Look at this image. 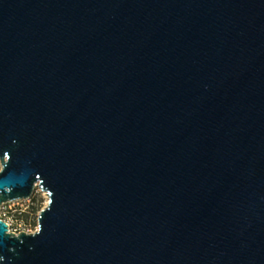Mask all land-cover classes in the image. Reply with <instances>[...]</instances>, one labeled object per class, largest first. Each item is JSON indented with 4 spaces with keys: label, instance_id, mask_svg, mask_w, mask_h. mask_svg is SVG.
<instances>
[{
    "label": "water",
    "instance_id": "obj_1",
    "mask_svg": "<svg viewBox=\"0 0 264 264\" xmlns=\"http://www.w3.org/2000/svg\"><path fill=\"white\" fill-rule=\"evenodd\" d=\"M0 264H264V0H0Z\"/></svg>",
    "mask_w": 264,
    "mask_h": 264
},
{
    "label": "built area",
    "instance_id": "obj_2",
    "mask_svg": "<svg viewBox=\"0 0 264 264\" xmlns=\"http://www.w3.org/2000/svg\"><path fill=\"white\" fill-rule=\"evenodd\" d=\"M2 163L0 159V171ZM36 190H40L37 188ZM46 193V192H45ZM47 194V193H46ZM34 193L26 199L16 201H6L0 203V219L8 223L9 230L15 233L24 231L27 233L34 232L38 226L33 223L32 209Z\"/></svg>",
    "mask_w": 264,
    "mask_h": 264
},
{
    "label": "rangeland",
    "instance_id": "obj_3",
    "mask_svg": "<svg viewBox=\"0 0 264 264\" xmlns=\"http://www.w3.org/2000/svg\"><path fill=\"white\" fill-rule=\"evenodd\" d=\"M48 202V195L40 190H35L34 191V199H33V204L30 206L32 209V217H33V223L35 226H38V214L42 208L46 206Z\"/></svg>",
    "mask_w": 264,
    "mask_h": 264
}]
</instances>
